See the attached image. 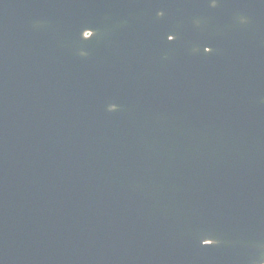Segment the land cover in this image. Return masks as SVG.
Here are the masks:
<instances>
[{
  "label": "water",
  "instance_id": "95a60500",
  "mask_svg": "<svg viewBox=\"0 0 264 264\" xmlns=\"http://www.w3.org/2000/svg\"><path fill=\"white\" fill-rule=\"evenodd\" d=\"M0 264H264V0H0Z\"/></svg>",
  "mask_w": 264,
  "mask_h": 264
}]
</instances>
